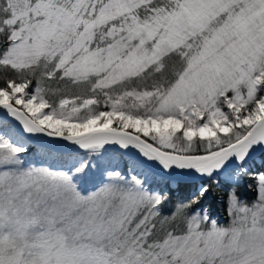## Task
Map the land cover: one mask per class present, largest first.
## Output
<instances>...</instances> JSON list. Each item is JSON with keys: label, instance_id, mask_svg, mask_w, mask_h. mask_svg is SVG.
Returning <instances> with one entry per match:
<instances>
[{"label": "snow or ice", "instance_id": "obj_1", "mask_svg": "<svg viewBox=\"0 0 264 264\" xmlns=\"http://www.w3.org/2000/svg\"><path fill=\"white\" fill-rule=\"evenodd\" d=\"M0 264H264V0H0Z\"/></svg>", "mask_w": 264, "mask_h": 264}, {"label": "trees", "instance_id": "obj_2", "mask_svg": "<svg viewBox=\"0 0 264 264\" xmlns=\"http://www.w3.org/2000/svg\"><path fill=\"white\" fill-rule=\"evenodd\" d=\"M217 209L220 210L218 204H217ZM220 215H224L222 210H220Z\"/></svg>", "mask_w": 264, "mask_h": 264}, {"label": "rangeland", "instance_id": "obj_3", "mask_svg": "<svg viewBox=\"0 0 264 264\" xmlns=\"http://www.w3.org/2000/svg\"><path fill=\"white\" fill-rule=\"evenodd\" d=\"M220 219L224 220V219H226V217H224V215H220Z\"/></svg>", "mask_w": 264, "mask_h": 264}]
</instances>
